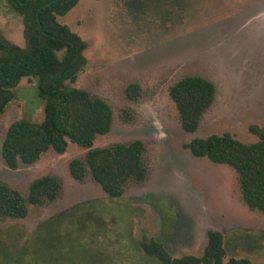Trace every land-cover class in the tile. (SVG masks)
<instances>
[{
  "label": "rangeland",
  "instance_id": "obj_1",
  "mask_svg": "<svg viewBox=\"0 0 264 264\" xmlns=\"http://www.w3.org/2000/svg\"><path fill=\"white\" fill-rule=\"evenodd\" d=\"M168 7L166 0H79L58 18L87 43L86 66L71 86L112 109L110 131L93 147L142 141L147 176L111 200L89 177L69 175V161L85 153L75 145L14 171L0 155V181L22 194L45 175L61 186L54 202L0 221V264H160L141 243L153 240L173 257L197 256L208 231L223 236L225 260L264 264V214L243 203L235 172L182 148L223 133L250 144L257 140L250 128L264 129V0H169ZM0 35L25 47L21 19L5 0ZM185 76L216 89L193 134L181 129L168 98L169 86ZM131 85L139 87L135 100ZM13 93L0 116V146L11 123L42 118L36 79L23 78Z\"/></svg>",
  "mask_w": 264,
  "mask_h": 264
},
{
  "label": "trees",
  "instance_id": "obj_2",
  "mask_svg": "<svg viewBox=\"0 0 264 264\" xmlns=\"http://www.w3.org/2000/svg\"><path fill=\"white\" fill-rule=\"evenodd\" d=\"M79 0H5L6 6L23 25L25 47L6 41L0 35V116L14 98L13 90L23 78L36 79L42 118L30 122L21 118L11 123L3 136L0 155L10 170L31 165L48 151L61 155L69 145L85 150L81 158L68 163L72 179L89 177L108 199L122 196L131 182H143L147 169L143 163L145 146L140 140L93 147L98 136L111 128V107L100 97L72 87L86 66L87 43L58 21ZM167 7L169 0H166ZM169 8V7H168ZM160 21V19H158ZM137 99L138 85L127 90ZM215 86L200 76H185L168 88L181 129L193 134L204 114L215 101ZM257 136L246 144L229 133L193 138L182 148L195 158L231 168L236 176L243 203L250 211L264 214V129L251 127ZM60 183L50 175L38 177L27 186L25 194L0 181V221L24 219L28 207H42L56 200ZM142 253L160 264H251L247 259L226 258L223 236L206 233V245L200 255L171 256L159 243H141Z\"/></svg>",
  "mask_w": 264,
  "mask_h": 264
}]
</instances>
